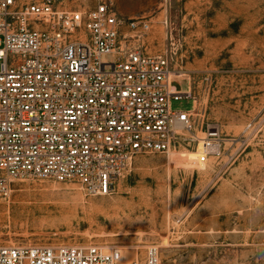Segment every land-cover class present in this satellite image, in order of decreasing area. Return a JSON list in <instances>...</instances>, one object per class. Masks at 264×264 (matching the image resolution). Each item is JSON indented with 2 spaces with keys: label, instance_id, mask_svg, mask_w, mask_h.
<instances>
[{
  "label": "rangeland",
  "instance_id": "obj_1",
  "mask_svg": "<svg viewBox=\"0 0 264 264\" xmlns=\"http://www.w3.org/2000/svg\"><path fill=\"white\" fill-rule=\"evenodd\" d=\"M110 1L120 17L150 21L149 49L172 54L184 74L173 85L192 90L199 123L221 127V154L205 164L197 147L139 154L107 195L17 180L0 197V244H99L134 260L156 245L177 264H264V0Z\"/></svg>",
  "mask_w": 264,
  "mask_h": 264
},
{
  "label": "built area",
  "instance_id": "obj_2",
  "mask_svg": "<svg viewBox=\"0 0 264 264\" xmlns=\"http://www.w3.org/2000/svg\"><path fill=\"white\" fill-rule=\"evenodd\" d=\"M69 1L0 0V197L24 179L107 195L139 154L197 147L201 164L220 155L221 127L198 122L168 49H149L150 21L120 17L110 0ZM182 98L193 108L173 110ZM0 264L177 263L156 245L125 261L99 244H0Z\"/></svg>",
  "mask_w": 264,
  "mask_h": 264
},
{
  "label": "bare ground",
  "instance_id": "obj_3",
  "mask_svg": "<svg viewBox=\"0 0 264 264\" xmlns=\"http://www.w3.org/2000/svg\"><path fill=\"white\" fill-rule=\"evenodd\" d=\"M176 76H181V77H184V74L180 73V74H173L172 75V79L175 78ZM124 254V260L125 261H132L134 260V257H133V250L130 248V249H127L126 251L123 252ZM137 260V259H136Z\"/></svg>",
  "mask_w": 264,
  "mask_h": 264
}]
</instances>
